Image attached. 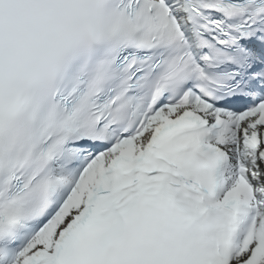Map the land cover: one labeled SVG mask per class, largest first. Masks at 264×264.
<instances>
[{"label": "snow or ice", "instance_id": "1", "mask_svg": "<svg viewBox=\"0 0 264 264\" xmlns=\"http://www.w3.org/2000/svg\"><path fill=\"white\" fill-rule=\"evenodd\" d=\"M0 264H264V0H0Z\"/></svg>", "mask_w": 264, "mask_h": 264}]
</instances>
